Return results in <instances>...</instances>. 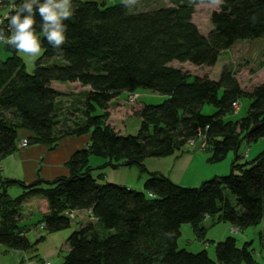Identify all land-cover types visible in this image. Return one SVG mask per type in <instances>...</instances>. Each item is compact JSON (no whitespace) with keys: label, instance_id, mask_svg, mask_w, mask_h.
<instances>
[{"label":"trees","instance_id":"trees-1","mask_svg":"<svg viewBox=\"0 0 264 264\" xmlns=\"http://www.w3.org/2000/svg\"><path fill=\"white\" fill-rule=\"evenodd\" d=\"M169 1L176 4L137 11L132 0L109 7L72 0L74 11L64 22L67 39L62 54L47 42L37 15L43 53L32 74L25 71L15 49L0 44L8 54L2 59L0 52V161L15 152L18 130L30 132L22 140L27 146L38 144L49 150L62 138L89 135V146L66 163L68 177L29 185L0 180V245L20 251L34 247L17 219L23 204L37 197L39 225L48 233L69 229L74 212L90 213V219L66 239L67 251L59 264H256L249 243L237 248L233 238L215 244V262L204 250L179 249L177 241L185 224L203 238L206 218L216 217L238 230L262 220L264 151L244 165L238 164L237 152L242 142L264 139V81L246 88L230 70L212 80L172 64L212 68L236 42L264 38V0ZM13 3L18 6L23 0ZM202 4H218L206 35L192 22L194 8ZM13 14L14 10L1 27L6 34ZM53 59L58 63L49 64ZM53 84L80 98V123L62 127L57 103L62 93ZM141 91L166 98L159 105L143 104L133 110L140 128L135 136H125L113 126L110 104L121 95L126 99ZM241 98L250 101L245 117L225 120L236 114L232 105L240 107ZM204 105L215 112L202 114ZM204 140L209 163L222 162L231 152L235 160L228 174L196 188H183L161 174L148 173L138 191L106 182L101 173L120 166L144 170L145 159L165 158L191 141L196 145ZM90 156L102 161L96 176ZM13 186L22 192L10 198L7 190Z\"/></svg>","mask_w":264,"mask_h":264},{"label":"rangeland","instance_id":"rangeland-1","mask_svg":"<svg viewBox=\"0 0 264 264\" xmlns=\"http://www.w3.org/2000/svg\"><path fill=\"white\" fill-rule=\"evenodd\" d=\"M80 1H91L96 3H104L106 7L113 6L119 3H123V0H80ZM134 9L137 11H148L153 9H158L162 7H172L176 3L169 1V0H137V3L134 5L131 2ZM218 10V4H202L198 5L194 8V14L192 16V22L196 25L198 30L201 32V34L206 35L208 31L210 30V15L212 12ZM0 46V52H1V58L4 59L8 54L4 52ZM43 51L41 50V55ZM18 57L21 58L22 62L25 66V71L28 74H32L34 70V64L35 61L41 57V55L37 58H31L28 56H25L23 54L17 53ZM49 64L58 63L57 59H53L48 62ZM45 64H47L45 62ZM172 66L181 68L183 71L192 74V75H205L210 77L212 80H217L220 73L223 70H230L232 71L240 84L243 87L251 88L253 85H257L264 81V38L255 39V40H243L236 42L230 49L227 51H224L220 54L219 60L217 64L212 68H201V67H194L192 65L189 66V64L179 65L173 63ZM131 95L128 96V98L125 99V95H121V99L125 103L124 106H121V103L117 105L116 109L112 110V118L115 122H113V125L118 126L117 128L121 130V134L125 136H135L138 133V130L140 128V120L132 116L131 113L133 110H136V108L140 107L141 105H159L164 102L165 96H161L149 91H141L139 93L132 94V97L136 99V102L133 104L128 103V99ZM249 100L247 98H241L240 99V107H238V112L235 115H228L225 117V120H238L240 118L245 117L247 113V108L249 105ZM74 103H76L74 101ZM127 103V104H126ZM65 105V104H64ZM62 106V105H61ZM75 107V106H72ZM71 107V108H72ZM59 114V120L62 124V127H73L74 120H72L74 117L76 118L77 123H80L82 120H80V113L77 111L75 114L72 109L65 110L60 109ZM215 112L214 108L211 105H204L201 109V113L204 115H212ZM73 113V118L72 114ZM131 115V116H130ZM126 116H129L126 118ZM125 117V118H123ZM123 119V121H121ZM126 119V120H125ZM124 127V129H122ZM196 146L199 150H203L206 146V141H199L196 145H193L191 147ZM189 146L185 145L183 148L184 150L188 149ZM180 150L179 152L173 153V155L165 157V158H151L146 159L144 161V164L147 165L148 162L152 161V165H147L151 167H155L156 165L159 168H163L164 174H167L170 172V169L172 170V178L171 182L173 184L183 187V188H196L198 187L201 182L212 179L215 175L214 173H210V169H213L217 167V165H221V163H210L206 164V158L205 155L208 156V154H204L200 152V159L196 161V158H190L193 159V162L196 161L197 163H194V173L197 174L199 177H203L204 179L202 181H195L193 173L191 176L184 177L182 173L180 172V169L188 164V157L187 155H183ZM264 151V139H260L254 143L247 144L246 142H242L240 145L237 156H239L238 164L244 165L246 162L253 161L260 153ZM246 155V156H245ZM242 156V157H241ZM244 156V157H243ZM230 157L234 158V154L231 152L228 154L226 159H229ZM97 159L98 161H101V159L96 158L94 156L89 157V164L92 165L91 159ZM160 161H163L161 164ZM224 163L226 160H223ZM154 163H157L156 165ZM203 163V164H202ZM195 165H197V168H195ZM1 166V163H0ZM125 167V166H123ZM204 167L207 169L205 170ZM196 170V171H195ZM177 172V173H176ZM229 172V171H228ZM222 176V175H221ZM167 177V176H165ZM2 192V191H0ZM21 194V188L19 187H12L7 190V196L10 198H15L16 196ZM226 194L229 196V194L226 192ZM32 199V198H31ZM29 199L28 203H39L35 202V199H38L35 197V199L31 200ZM229 199L232 204H234V198L232 196H229ZM71 217L73 220H71V226L69 229L57 232L55 234L57 235H69L74 230L79 229V223H77L78 218L80 221L82 220H89L90 219V213L80 215L78 218L75 215V213L71 214ZM83 217V218H82ZM37 220V216H33L32 222L34 223ZM39 229H43L42 226L38 225ZM202 226L205 228L204 236L203 238H197L192 230L189 224H185L180 229V237L177 241V245L179 249H184L187 252L190 253H198L200 251H206L208 257L215 262V252H214V246L216 243L224 241L226 238H233L235 239L236 247L242 248L244 244L249 243V250L252 251V256L256 262V264H264V215L262 220L259 224L247 227L242 230H238L232 226H230L227 223L224 222H218L216 220V217L209 219L206 218ZM42 233L38 229H31L27 236L30 242H34L39 236H41ZM65 240V239H64ZM31 254V253H30ZM22 255L28 256V253H22ZM63 253L60 255V261L62 260ZM2 257H0V264H2ZM11 258V257H10ZM9 260V259H8ZM244 264V263H241Z\"/></svg>","mask_w":264,"mask_h":264},{"label":"crops","instance_id":"crops-1","mask_svg":"<svg viewBox=\"0 0 264 264\" xmlns=\"http://www.w3.org/2000/svg\"><path fill=\"white\" fill-rule=\"evenodd\" d=\"M52 86H55L56 89L62 93L57 100L59 109H63L65 110V112L66 109L68 110L72 109V111L75 114L77 113V111H79V113L81 114L80 98L77 97V95H73V93H71L70 90L65 89L64 87L61 86L59 87L58 85H54V84ZM70 88L76 89L77 85H71ZM120 99L118 101H113L110 104L111 109L117 108V105L121 103ZM74 101L76 103H74ZM71 114L73 118L74 114L73 113ZM127 117L129 116H126V118ZM72 120H74V122L77 123L75 117ZM113 126L117 130L116 128L117 126L116 125ZM17 135H18V140H17V148L15 152L0 161L1 163L0 180L2 181L14 180V181H20L25 185H29L37 181L51 182L60 177H68L69 171L68 168L66 167V163L68 162V160L75 152L82 149H86L89 146V135H82L78 137L68 136L66 138H62L61 140H59L57 147L54 150H49V148H46L38 144L29 145L26 148H21L20 142L24 139H28L31 136V134L26 130H18ZM187 145L189 146V148L186 150L183 149V152L181 153L183 155L184 154L187 155L189 161L186 166L180 169V172L184 177H187L188 175L191 176V174L193 173L195 181L199 183V181H202L204 178L199 177L197 174L194 173L193 165L194 163H197L196 161L201 160L200 152L204 154H208V153H206L205 150H199L196 146L191 147L193 145L190 144ZM208 157L209 154L208 156L205 155L206 158L205 165L210 164L208 162ZM190 158H194V159L196 158V161L193 162V159ZM225 160H226L225 163L224 161L220 162L221 165H217V167H215L214 170L208 167L210 173L211 174L214 173L213 174L215 175L214 177L228 174L231 170V164L233 160H235V156L234 158L233 157H230L229 159L225 158ZM144 161L142 163L144 170H142L138 166H131V167L120 166L115 169L108 167L103 171H101V173H104V179L106 182L140 191L143 188V183L145 179L148 177V173H157V174L164 173L162 172L163 168H159L158 166L160 165H156L157 163H154L156 166L153 168L151 166H147L148 164L152 165L153 164L152 161L148 162L147 165L144 164ZM91 162L92 165L90 164L89 165L93 169H95L92 172V174L96 176L100 173L96 170V168L101 165L102 161H98L97 159L92 158ZM160 162L161 164H164L162 163L163 161ZM195 168L198 169L197 165H195ZM204 169L206 170L207 168L204 167ZM172 170L173 169H170V172L164 174L170 180L173 175ZM13 187H18V186H13ZM33 199L35 198H32L31 200ZM37 200L38 199H35V202H37ZM28 202L24 203L22 206L20 217L17 219V225L20 228L26 230L25 237L27 238L28 242L31 245H34V247L27 251H20V250L8 249L0 245V257H2L1 259H3L2 264H42L44 262H48L51 264L58 263L60 261L59 259L61 253H63L64 255V253L67 251L66 239L70 234L57 235L55 234L57 232L48 233L43 229L42 230L39 229L38 225L41 218L40 208H39L40 205L39 203H28ZM74 213L78 218L81 214L82 215L88 214L89 211H81ZM33 216H37V220L34 223H31ZM84 221L85 220L80 221V219L78 218L77 223L81 225ZM31 229H38L42 233V235L39 236L34 242H30L27 236L28 232ZM22 253H28L29 255L23 256Z\"/></svg>","mask_w":264,"mask_h":264},{"label":"clouds","instance_id":"clouds-1","mask_svg":"<svg viewBox=\"0 0 264 264\" xmlns=\"http://www.w3.org/2000/svg\"><path fill=\"white\" fill-rule=\"evenodd\" d=\"M219 3L220 0H213ZM126 5L129 0H123ZM135 5L137 0H132ZM14 14L10 16L8 32L0 28V44L10 46L18 53L31 58L41 55V42L36 33V16L41 19V31L47 42L58 52L66 42L67 25L64 23L73 16L72 0H23L13 6Z\"/></svg>","mask_w":264,"mask_h":264},{"label":"built area","instance_id":"built-area-1","mask_svg":"<svg viewBox=\"0 0 264 264\" xmlns=\"http://www.w3.org/2000/svg\"><path fill=\"white\" fill-rule=\"evenodd\" d=\"M14 0H0V28L2 26L5 25V21L6 19H8L9 17V13L14 10L13 6L15 5ZM129 103H134L136 102V99L134 97H132V95L130 96V98L128 99ZM233 109L234 111L237 113L238 111V104L234 103L233 105ZM193 141L189 142L190 145H193ZM27 146V142L26 141H22L21 143V147L22 148H26ZM71 217V215H70ZM42 264H49L48 262H44Z\"/></svg>","mask_w":264,"mask_h":264}]
</instances>
